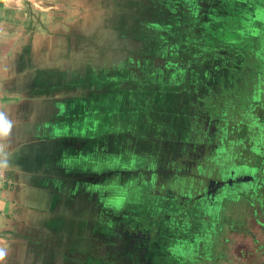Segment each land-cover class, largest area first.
Returning <instances> with one entry per match:
<instances>
[{
    "label": "crops",
    "instance_id": "obj_1",
    "mask_svg": "<svg viewBox=\"0 0 264 264\" xmlns=\"http://www.w3.org/2000/svg\"><path fill=\"white\" fill-rule=\"evenodd\" d=\"M218 2L0 0V113L13 122L0 264H123L130 223L160 245L197 237L239 181L228 152L250 158V137L264 140V84L236 96L210 83L228 41L199 23ZM238 11L223 13L244 22Z\"/></svg>",
    "mask_w": 264,
    "mask_h": 264
},
{
    "label": "flooded vegetation",
    "instance_id": "obj_2",
    "mask_svg": "<svg viewBox=\"0 0 264 264\" xmlns=\"http://www.w3.org/2000/svg\"><path fill=\"white\" fill-rule=\"evenodd\" d=\"M209 9H214L212 15L215 20L213 18L210 21V17L206 15L199 25L202 28H216L218 42L226 38V41H228V44L218 46L212 50L213 53L209 59L213 61L214 66L216 65L217 76L215 79H210V83L216 86L219 91L224 93L230 91L229 95H248L251 91L254 92L253 84L256 81L257 83L260 82L258 83L259 86L264 84V0H219L217 4ZM224 9L229 11L240 9V12L247 15V17L242 16L244 22H241V20L231 22L226 19V15L223 13ZM203 38L210 40L213 39V36L206 31ZM185 50L187 51V46ZM180 59L184 60L181 57ZM192 69L195 72V66ZM192 69L189 76L194 73ZM188 80L190 81V77H188L186 83ZM189 99V102L192 101L193 103L191 96H189ZM197 102L199 104L200 100ZM192 107H195V105L193 104ZM257 188L260 189V187ZM130 224V226L125 227V232L120 237L122 246L118 256L122 259L123 264H178L181 258L183 260H186L184 257L189 258V256L196 258L197 243H203V238L207 242H213L212 229L214 227L212 222H209V230H205L202 237L196 241L194 240L196 237H194L193 243L185 241V238L170 237L165 240V237H162L161 245L157 238L148 237V234L141 235L137 232V229L142 225ZM262 229H264V225ZM251 235L249 242L253 245L250 244V250L244 249L240 255L236 253L234 259L235 261L239 259H242L241 261L246 260L244 264H264V244L258 243L257 237ZM191 246L193 249H191ZM182 248L187 251V254H184L183 257L180 254H175L176 251L178 252ZM166 256L167 259H165Z\"/></svg>",
    "mask_w": 264,
    "mask_h": 264
},
{
    "label": "rangeland",
    "instance_id": "obj_3",
    "mask_svg": "<svg viewBox=\"0 0 264 264\" xmlns=\"http://www.w3.org/2000/svg\"><path fill=\"white\" fill-rule=\"evenodd\" d=\"M252 153L253 155H251L248 160V157L245 156L240 157L241 159H232V154L229 158L228 152L225 164H227V168H229L230 160V162H237L240 160L241 162H245L244 159H247V162L252 163V165L255 166L257 152L253 151ZM233 165L234 163H232V166ZM221 171H223V174H221L222 177L225 176L224 173H226V175L227 172L229 173V171H225L224 169H221ZM255 176L257 182L262 180L259 187L264 191V175L255 173ZM251 181L252 179H247V177H245L241 182L234 181V183H231L230 187L243 190L245 193H248L249 191L252 192L256 186H247V183ZM226 186L228 192H225L226 194L221 196L217 201L219 205L213 204L216 210L215 213L209 215L204 212L203 218L205 221L202 223H193V227L196 230L198 229L196 239L190 237L191 233H187L184 239L185 241H189V243H191L193 239L196 241L203 236L202 234H205V230H209V222H212V226L214 227L212 229L213 242H207L203 238V243H197L196 258L191 256H189V258L184 257L186 260L181 258L180 263L178 264H244L246 263V260L241 261L242 259H239L238 261H235L234 258L236 257V253L240 255L244 249L250 250L251 245H253L249 242V238L252 236L251 234L257 237L259 241H257L258 243L261 245L264 244V229H262V226L264 225V202L250 200L251 203H249L248 200L238 196L240 195L238 191H231L229 189V184ZM208 209H210V207ZM191 249H193L192 246ZM175 254H180V256L183 257L184 254H187V251L182 248L178 252L176 251ZM167 256L165 259H167Z\"/></svg>",
    "mask_w": 264,
    "mask_h": 264
},
{
    "label": "trees",
    "instance_id": "obj_4",
    "mask_svg": "<svg viewBox=\"0 0 264 264\" xmlns=\"http://www.w3.org/2000/svg\"><path fill=\"white\" fill-rule=\"evenodd\" d=\"M253 85H257V81ZM258 110H260L259 111V114L261 117L260 120L264 122V103ZM263 126H264V124H263ZM249 142H250V144L248 145V148L250 149V151H252V152L255 151L258 154V156L256 157L257 161L255 162V166L258 165V167H256L255 171L253 172L252 168H254L255 166H253L252 163L247 162V159H244L245 162L243 161L242 163L235 164L234 167H236L235 168L236 170H235V174H234V179L237 178V180L242 181L243 178H245V176L252 175V178H251L252 181L247 183V186L253 185V186H256V188L252 192L249 191L250 193L249 192L245 193L243 190L233 189L231 187H229V189L231 191H233V190L238 191L240 193V195H238V196L248 200L249 203H251L250 200H259L261 202H264V191H262L261 188L260 189L257 188L261 185L262 180L257 182L256 176H255V173H260V174L264 175V140H262V138L257 140V139H255V136H251ZM248 160H249V158H248ZM262 164H263V167H262ZM242 171H244V172H242ZM245 172H246V174H241V173H245ZM239 177H242V178H239ZM247 179H249V178H247ZM244 181H246V180H244Z\"/></svg>",
    "mask_w": 264,
    "mask_h": 264
},
{
    "label": "clouds",
    "instance_id": "obj_5",
    "mask_svg": "<svg viewBox=\"0 0 264 264\" xmlns=\"http://www.w3.org/2000/svg\"><path fill=\"white\" fill-rule=\"evenodd\" d=\"M13 127V122L4 114L0 113V136H7ZM0 153H3V148H0ZM7 161H0V167H5ZM7 255V249L0 247V262L4 261Z\"/></svg>",
    "mask_w": 264,
    "mask_h": 264
},
{
    "label": "water",
    "instance_id": "obj_6",
    "mask_svg": "<svg viewBox=\"0 0 264 264\" xmlns=\"http://www.w3.org/2000/svg\"><path fill=\"white\" fill-rule=\"evenodd\" d=\"M245 177L250 178V179L252 178V176H250V175H247ZM239 178H242V177H239Z\"/></svg>",
    "mask_w": 264,
    "mask_h": 264
}]
</instances>
